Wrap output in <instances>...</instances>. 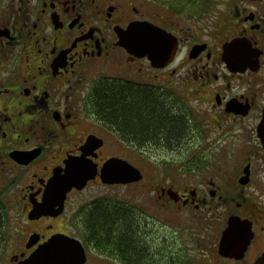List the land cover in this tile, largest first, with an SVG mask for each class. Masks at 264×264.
<instances>
[{"label": "flooded vegetation", "instance_id": "af4514ba", "mask_svg": "<svg viewBox=\"0 0 264 264\" xmlns=\"http://www.w3.org/2000/svg\"><path fill=\"white\" fill-rule=\"evenodd\" d=\"M158 33L166 58L154 61ZM114 88L170 122L130 134L109 116ZM113 157L133 180H103ZM73 158L95 176L59 212L35 211ZM0 200V264L61 233L81 240L85 264L255 263L264 0H0Z\"/></svg>", "mask_w": 264, "mask_h": 264}, {"label": "water", "instance_id": "95a60500", "mask_svg": "<svg viewBox=\"0 0 264 264\" xmlns=\"http://www.w3.org/2000/svg\"><path fill=\"white\" fill-rule=\"evenodd\" d=\"M155 27V26H154ZM132 30L135 28L131 27ZM158 28V27H157ZM160 30V28H158ZM158 39L157 52L152 55L154 61H160L166 58V54L161 50L163 44L160 40L163 38L161 33L156 35ZM134 40V35H131ZM134 45V41L132 42ZM138 170L126 160L113 157L107 160L102 167L101 177L106 182H123L133 180ZM96 166L89 164L83 158H73L67 162L64 171H60L54 177L44 201L36 205L35 211L43 213L56 212V205L62 204L66 193L73 186L82 187L87 180L94 177ZM86 261L85 248L82 242L66 234H55L44 243L40 244L27 258L18 262V264H84ZM254 264H264V256L259 258Z\"/></svg>", "mask_w": 264, "mask_h": 264}, {"label": "trees", "instance_id": "16d2710c", "mask_svg": "<svg viewBox=\"0 0 264 264\" xmlns=\"http://www.w3.org/2000/svg\"><path fill=\"white\" fill-rule=\"evenodd\" d=\"M110 90V95L106 97L105 103L109 111V116L115 122L126 127L130 134L142 132L149 135L153 132L151 129L159 130L169 118L164 115L163 109L159 103L151 98L147 102V97L138 98L133 91L114 88Z\"/></svg>", "mask_w": 264, "mask_h": 264}, {"label": "rangeland", "instance_id": "374dc122", "mask_svg": "<svg viewBox=\"0 0 264 264\" xmlns=\"http://www.w3.org/2000/svg\"><path fill=\"white\" fill-rule=\"evenodd\" d=\"M134 31V30H133ZM124 160V159H123ZM69 161V160H68ZM107 162V161H106ZM105 162V163H106ZM104 163V164H105ZM104 166V165H103ZM102 166V167H103ZM106 190L107 191H109L110 192V194L111 195H116V194H118V192L120 191V190H122V188L121 187H119V186H116V187H109V188H106ZM117 192V193H116ZM0 202H1V200H0ZM1 221V220H0ZM7 248V246L5 247V249ZM5 255L3 254L1 257H0V259L3 261L4 259H5Z\"/></svg>", "mask_w": 264, "mask_h": 264}]
</instances>
